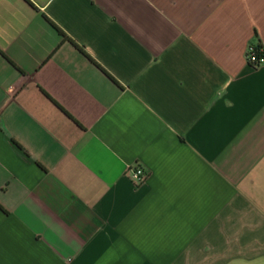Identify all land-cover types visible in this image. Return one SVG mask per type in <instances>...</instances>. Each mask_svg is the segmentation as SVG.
I'll use <instances>...</instances> for the list:
<instances>
[{"label":"crops","instance_id":"1","mask_svg":"<svg viewBox=\"0 0 264 264\" xmlns=\"http://www.w3.org/2000/svg\"><path fill=\"white\" fill-rule=\"evenodd\" d=\"M258 44L264 0H0V264H264Z\"/></svg>","mask_w":264,"mask_h":264},{"label":"built area","instance_id":"2","mask_svg":"<svg viewBox=\"0 0 264 264\" xmlns=\"http://www.w3.org/2000/svg\"><path fill=\"white\" fill-rule=\"evenodd\" d=\"M255 47H256V45L251 46L248 49L247 59H248V64L253 69H259V68L264 66V59H262L259 62L258 66H253L252 65V64H255V63L258 62V59H257V56H256L257 51H256ZM21 81H24V78H22ZM128 173H129L130 179L138 186L142 185L146 181V179L148 177V174L146 173V171L140 166L131 167L128 170Z\"/></svg>","mask_w":264,"mask_h":264},{"label":"trees","instance_id":"3","mask_svg":"<svg viewBox=\"0 0 264 264\" xmlns=\"http://www.w3.org/2000/svg\"><path fill=\"white\" fill-rule=\"evenodd\" d=\"M256 51H257V59H258V62L255 63V64H252L253 66H258L259 65V62L264 59V47L261 45V44H258L256 45L255 47Z\"/></svg>","mask_w":264,"mask_h":264}]
</instances>
